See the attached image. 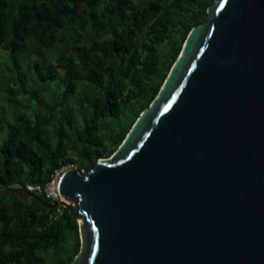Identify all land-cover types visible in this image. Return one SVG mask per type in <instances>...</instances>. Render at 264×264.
Returning <instances> with one entry per match:
<instances>
[{
  "label": "water",
  "instance_id": "1",
  "mask_svg": "<svg viewBox=\"0 0 264 264\" xmlns=\"http://www.w3.org/2000/svg\"><path fill=\"white\" fill-rule=\"evenodd\" d=\"M59 191L32 196L76 205L69 264H264V0H215L119 148Z\"/></svg>",
  "mask_w": 264,
  "mask_h": 264
},
{
  "label": "trees",
  "instance_id": "2",
  "mask_svg": "<svg viewBox=\"0 0 264 264\" xmlns=\"http://www.w3.org/2000/svg\"><path fill=\"white\" fill-rule=\"evenodd\" d=\"M214 1L0 0V61L12 59L3 78L5 99L14 106L24 99L41 105L31 116L14 107L15 120L0 128V264L74 259L81 248L77 207L63 206L58 213L38 200L16 199L10 190L46 185L68 163L89 170L114 153L158 95L190 31ZM167 43L171 59L161 68L158 51ZM19 54L28 56V69ZM152 75L155 82L147 86ZM52 82L55 98L47 104L42 97ZM138 94L142 102L129 125L117 134L109 131L102 122ZM67 238L73 245L68 250ZM44 255H51V262Z\"/></svg>",
  "mask_w": 264,
  "mask_h": 264
},
{
  "label": "rangeland",
  "instance_id": "3",
  "mask_svg": "<svg viewBox=\"0 0 264 264\" xmlns=\"http://www.w3.org/2000/svg\"><path fill=\"white\" fill-rule=\"evenodd\" d=\"M138 1L142 5L147 3V0H138ZM207 18H208V16L206 18H204L203 21L207 20ZM176 39H178V36H176ZM171 47H172V45L170 43H167L165 45L161 44V46L159 47L160 49L158 51V59H157L159 67L162 68L165 66L166 60L170 57V53L172 51V50H170ZM52 51L53 50L50 49V51H46L45 53H46V55L50 56L52 54ZM175 53H176V51L174 50L173 54H175ZM20 56H21L20 60H22L24 62L25 68L28 69V67L25 63V62H27L26 57H28V56L25 54L17 55V57H20ZM5 57H7V56H5ZM169 59H171V57ZM11 60L12 59L9 56V58L6 61H4V62L0 61V128H1V126H3V127H5V129H7V123L8 122H13L15 120V115H16L15 108L18 111L19 110H25L27 112L28 116L32 115L31 110L33 111V107H35L37 111H41V105L39 103H36L35 105H33V104L30 105V103H28L27 99L20 100V102L21 101L22 102L20 105H19V103H20L19 102L17 104V106H14L12 103H9L8 101H6L5 96H4V91L7 87V85L4 84L3 78H4V76H6L7 71H9L10 68L12 67V64H11L12 61ZM155 79L156 78L154 75H152L150 78H148L146 81L147 86H150L152 83H154ZM29 81H30V83H33V80L31 79V77H29ZM40 84H43V83L40 82ZM37 85H38V83H37ZM54 86H55V83L52 82L48 92L45 93L46 97L41 96L42 98H44V100H45V102H47V104L52 103V101L55 98V95L52 92V87H54ZM129 87H132V85H130ZM135 92L136 93L138 92L137 88H135ZM56 95H57V90H56ZM142 97H143L142 94H138L136 97L131 98L129 102L121 103L120 104V110H119L118 114H116L114 117L110 116L109 118H106L102 123H105L106 127H109V131L116 133V134L120 133L131 122L130 119H131V117H133L132 115L135 113V111L141 105ZM104 143L109 148L111 147L108 137H106L104 139ZM112 154L110 156H112ZM70 167H79V165L76 163H73V164L68 163V164H65L63 166V168H70ZM10 192L16 199L24 200V201H27V202L32 203V204L38 203L37 199L34 198L31 194L22 193V191H20L18 189L17 190H10ZM74 206H76V205H74ZM68 239L69 238H67L65 240V243H64L67 250L73 246L71 244V242H68ZM44 257H47V256L44 255ZM47 261H48V263L51 262V255L49 258L47 257Z\"/></svg>",
  "mask_w": 264,
  "mask_h": 264
},
{
  "label": "built area",
  "instance_id": "4",
  "mask_svg": "<svg viewBox=\"0 0 264 264\" xmlns=\"http://www.w3.org/2000/svg\"><path fill=\"white\" fill-rule=\"evenodd\" d=\"M67 169L69 168H63V167L58 168L46 185H43L40 183H28L25 188L28 192L43 194L44 198L50 202L60 201L61 195L57 191H55L53 187L55 183L60 180V177ZM63 206L64 205H61V204L56 206L57 208L56 211L58 213H61L63 211L62 209Z\"/></svg>",
  "mask_w": 264,
  "mask_h": 264
},
{
  "label": "bare ground",
  "instance_id": "5",
  "mask_svg": "<svg viewBox=\"0 0 264 264\" xmlns=\"http://www.w3.org/2000/svg\"><path fill=\"white\" fill-rule=\"evenodd\" d=\"M59 181H60V180H59ZM59 181L55 183V185H54L53 188L55 189V191H57V192L60 194V191H59ZM58 193H57V194H58ZM60 195H61V194H60ZM60 198H61V200L65 201V202H68L64 197L61 196Z\"/></svg>",
  "mask_w": 264,
  "mask_h": 264
},
{
  "label": "flooded vegetation",
  "instance_id": "6",
  "mask_svg": "<svg viewBox=\"0 0 264 264\" xmlns=\"http://www.w3.org/2000/svg\"><path fill=\"white\" fill-rule=\"evenodd\" d=\"M32 195V194H31Z\"/></svg>",
  "mask_w": 264,
  "mask_h": 264
}]
</instances>
